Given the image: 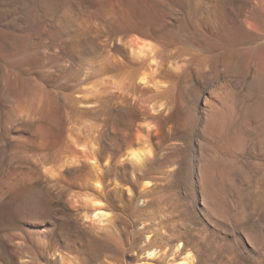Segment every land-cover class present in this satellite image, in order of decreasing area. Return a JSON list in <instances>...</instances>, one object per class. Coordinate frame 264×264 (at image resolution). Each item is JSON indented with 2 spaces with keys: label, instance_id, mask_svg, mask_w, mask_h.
<instances>
[{
  "label": "rangeland",
  "instance_id": "374dc122",
  "mask_svg": "<svg viewBox=\"0 0 264 264\" xmlns=\"http://www.w3.org/2000/svg\"><path fill=\"white\" fill-rule=\"evenodd\" d=\"M260 2L0 0V264H167L172 259L191 264L189 258L195 264L264 262L260 130L247 131L248 150L239 168L226 162V155H216V143L210 150L201 131L215 88H231L242 112L256 115L264 109ZM130 23L142 32L129 37L135 48L146 43L151 50L138 57L135 49V58L129 51L132 64L115 50L116 45L128 49L123 37ZM158 52L172 64L186 59L178 79L163 92L143 86L148 98L169 100L178 113L182 135L165 146L177 144L174 152L182 154V171L165 180L156 179L158 173L148 175L145 180L156 184L147 187L141 182L129 199L131 182L118 174V155L111 145L114 94L122 92L123 81H132L129 68L152 74L156 64L150 67V56ZM79 92L97 96L96 108L76 106ZM51 111L66 127L60 143L55 138L58 126L48 143L37 136L39 125L52 122ZM93 148L98 153L99 169L94 172L100 176L99 187L94 178L90 187L69 189L65 180L46 173L65 156L79 160V166H94L86 155ZM209 152L213 157L208 158L217 162L210 196L199 183L200 165ZM106 159L113 161L108 169ZM18 166H31L38 176H19L6 184ZM226 169L231 181H226ZM85 194L101 200L111 220L98 224L87 217L93 208L86 206ZM245 233L255 235L258 243L248 242ZM96 239L109 243L102 252L92 251ZM68 240L76 245L72 251ZM179 240L188 244L186 250L177 249ZM63 247L60 261L54 251ZM149 247L157 248V255L146 259L140 253ZM255 259L260 262L252 263Z\"/></svg>",
  "mask_w": 264,
  "mask_h": 264
},
{
  "label": "bare ground",
  "instance_id": "6f19581e",
  "mask_svg": "<svg viewBox=\"0 0 264 264\" xmlns=\"http://www.w3.org/2000/svg\"><path fill=\"white\" fill-rule=\"evenodd\" d=\"M260 3L264 7V0H261ZM202 18H204V16ZM130 22L132 21L130 20ZM134 23L135 22H133V24ZM133 24L130 23L129 27L127 26L128 29L123 37L124 43L128 45V49L124 48L121 45L115 46L116 52L120 56L125 57L124 59L128 58L126 59V61L128 60L129 62L132 61L129 57V51L132 54L133 58H135L136 57L135 49H137L135 48L133 43L134 39H129V37L132 35V32L135 31L140 32V29L133 26ZM120 40L122 39L120 38ZM147 46L148 45H146V43L140 45V48L137 49L138 57H143V56L145 57L151 54V50L150 51L146 50L147 48H149ZM150 58L152 59V62L149 64L150 67H152V63L156 64V67H154L155 71H151L153 72L152 74L156 72L155 76L154 75L152 76L151 73H148L146 71L140 72L138 69L129 68L128 70L131 75L132 81L130 82L123 81L120 84V89H122V92L119 91L118 93L114 94V98H115L114 113H113L114 119L112 118L113 124L111 123L112 124L111 134L113 133V138L111 139H113L114 143L110 142L109 144L113 143L111 145H115L116 147L114 149H116L115 151H117L118 156L116 157L117 159L115 157L114 158L116 162L115 167L118 174H123L128 176L131 182V186L127 187L128 190L127 197L129 199H133L132 193L141 186V182L143 183V181H145L143 186H147V187L156 184L152 180H145L148 175H152L153 173H158L159 176H156L155 178L160 180H165V179L177 177V175H179V173L182 171V159H181L182 154L181 152H174V150L177 147V144L172 143L169 146H165V143L167 141L178 139L179 133L182 130L181 125L178 123V113L173 110V104L171 103V101L169 100L164 101L163 99H152L150 97L148 98V96H146L148 91L143 86L152 85L155 87L157 92H163V90L169 87V82L171 80L175 78L178 79L179 72H181L179 70L183 69V66L180 65V63L185 64L186 59L184 61L175 60V62L172 64L168 62V58L165 59L161 57V54L159 52L150 56ZM117 63L120 66L122 65L123 62L121 63V61H119L118 59ZM123 66H125L126 68L129 67L127 64L126 65L124 64ZM104 68L109 69L108 67H104ZM150 75L154 79H151L152 77H150ZM262 75L264 79V69L262 71ZM223 85H225V83ZM215 89L216 90L213 89V94H215L216 98L215 100L207 104L205 123L202 129L201 128L200 129L205 139V145L209 147L210 150H213L214 149L213 146H215L214 143H216L217 146V150H215L216 155L220 158L226 155V162L230 161L232 164H234V166H236V168H239L241 167L243 162L242 159L248 150L247 148H248L249 138L247 136V131L252 128L255 129V127H258L260 130V136L262 135L261 137L259 136L260 137L259 140L261 139L260 141L262 142L264 141V109H263L264 97H262L263 100L261 104L263 110H261V112L257 114L255 113L256 115H252L253 113L252 114L248 113V111L247 112L240 111L237 104L238 101L236 100L234 91L231 88L222 86ZM91 99L87 102L85 101L84 103H82L86 105L92 104V106H89L86 110L95 109L97 103L99 102V99L97 102L96 100L94 99L91 100ZM150 99L151 102L148 103ZM153 100H155V102H153ZM79 104L80 102H78L77 100L76 106H78ZM55 114L56 113L51 111L50 115H52L51 116L52 122L48 124H41L37 127V136L43 142H47V143L49 142L51 137V132L54 129L53 127H57V126L58 128L60 127L58 129L57 134L55 135L57 143H60L66 135V129H65L66 127L64 123L61 122L58 123L55 120ZM258 135L259 134H257V137ZM74 142L78 143L75 140ZM79 144H81L80 146L81 148H84L86 146L83 143H79ZM262 148L263 149L260 151L259 155L261 158L260 166L262 167V174H264V146ZM107 149L109 148L107 147ZM89 151L88 153H86V155H89L88 160H91L94 166L85 163H83L82 166H79L76 164L79 160L70 158L69 156H65L61 160H58L56 164L52 166V168L49 169L47 168L46 173L50 177L52 175L55 179L65 180V182H67L68 184L69 189L84 188V187L86 188L88 186L90 187V179H94V178H96V184L99 187V185H101V181L99 180L100 176L98 177L97 173L95 174L94 172V171L97 172V170L99 169V167H97L98 153L94 151V148L93 150H89ZM202 155L204 157V154ZM208 157H213L210 152L207 157L205 156L203 162L200 165L201 167L199 172V176H200L199 183L202 190L205 193L211 194L212 180L215 176V172L217 169L216 168L217 162L215 160H212L213 158L209 159ZM108 160L110 159L108 158ZM112 162H109L106 159L105 163L103 164L104 168L108 169L109 166L107 165H109V163ZM19 167L20 166H18V169L15 170V173H13L12 176H10L11 174H9L10 177L9 178L6 177L8 178L7 180H4L6 184L10 185L11 181L19 176L25 179L33 178V177L36 178V176H38L31 166H22L20 168ZM94 167L95 170L93 169ZM220 175L223 176L222 173H220ZM229 176L230 174L226 169V181L228 180L231 181ZM111 185L112 184L110 182V184H108L107 186L110 187ZM114 185H116V182L115 184H113L112 188H115ZM83 199L87 207L93 208L91 212V216L87 215V217L93 219V221L95 220L96 223L98 222V224L105 223L106 221L111 220L112 213L106 210V208L104 209V207L102 206L103 202L101 200L97 198H93L88 194H85L83 196ZM74 203L75 202H73V204ZM251 233L244 234L246 240L250 243H255V242L258 243L257 237H255V235L253 236V234ZM149 237L150 236H147V238ZM96 240L97 241L95 243L93 240H92L93 242L91 241L92 243H94L92 246H91V242H89L90 246L93 249L92 251L102 252V250L105 247H107L109 244V243L107 244L106 242L100 239H96ZM73 242L69 240L66 242L67 248L71 251L72 249L76 248V245ZM226 243L228 245V241H226ZM186 247H188V244L185 241L182 240L178 241L177 244L178 250L181 251L186 250ZM65 251L66 250L64 247L62 249L58 248L54 251V254L56 256L58 255L56 257L57 259L58 257H60L59 258L60 261H63L64 258L62 255H64ZM140 254L143 255L146 259H149L151 257L153 258V256L157 255V248L149 247V250L145 249ZM189 259L191 264H195L193 258H189ZM172 260L167 261V264H186L185 262H183L185 260H178V261L176 260L177 262ZM256 260L258 259L253 260L252 263H254ZM259 260L258 262H260ZM262 264H264V262Z\"/></svg>",
  "mask_w": 264,
  "mask_h": 264
},
{
  "label": "water",
  "instance_id": "95a60500",
  "mask_svg": "<svg viewBox=\"0 0 264 264\" xmlns=\"http://www.w3.org/2000/svg\"><path fill=\"white\" fill-rule=\"evenodd\" d=\"M96 97H97V96H95V97H89L87 94H84V93L79 92L78 97H77V99H76V100H78V102H80L79 108L85 110V106L82 105V103H84L85 101H86V102L89 101L90 98H96ZM95 100H96V102H97V101H98V98L95 99ZM86 111H87V110H86ZM75 144H76L77 146H79L78 143L75 142Z\"/></svg>",
  "mask_w": 264,
  "mask_h": 264
}]
</instances>
